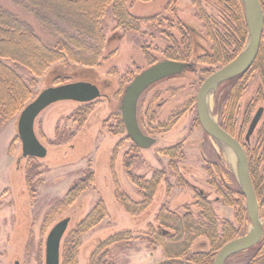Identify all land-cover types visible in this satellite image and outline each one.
Segmentation results:
<instances>
[{"label":"rangeland","instance_id":"obj_1","mask_svg":"<svg viewBox=\"0 0 264 264\" xmlns=\"http://www.w3.org/2000/svg\"><path fill=\"white\" fill-rule=\"evenodd\" d=\"M261 2L264 18V0L260 5ZM0 5L29 24L44 43L55 44L53 37L42 30L28 9L12 0H0ZM126 6L132 16L141 21L136 28L122 29L116 27L110 10H107L102 20L104 46L93 65L70 61L64 65L60 60L52 63L42 75L34 77L18 64L5 63L24 81L31 83V93L23 107L44 88L57 85L54 78L62 74L68 75L67 82L94 83L103 96L84 104L60 101L39 113L33 125L37 139L46 148L43 158L28 156L17 163L21 144L16 124L22 109L0 125V264H14L15 261L44 264L48 231L56 222L68 217L60 243L59 264H63L66 238L98 201L103 202L106 214L98 224L79 236L76 264H90L91 258L97 261L105 250L103 242L123 232L130 233L128 240L109 245L105 250L108 263L166 264L168 257L164 249L158 244H147L145 233L151 226L158 233L172 234L171 229L164 226H171V220L163 224L157 221L160 210L179 216L189 212L195 221H203L196 204L198 189L207 194L218 232L225 220L236 230L233 238L244 235L249 228V221L241 224L236 221L237 206L222 199L224 187L239 189L234 167L215 140L199 127L195 117V95L206 77L202 70L209 68L212 72L225 63L210 65L190 56L183 58L188 65L180 73L156 81L140 95L136 120L140 130L153 138L150 146L141 148L131 141L120 120V99L134 76L157 61L170 59L165 52H178L175 44L182 54V36L188 38L186 27L199 33V43L206 47L210 44L205 37L208 28L214 30V35L225 36L227 29L232 30L231 24L226 22L225 11L215 0H126ZM262 30L260 46L264 55V26ZM231 49L226 47L225 52H220L227 53ZM260 69L258 65L253 66L240 79L243 90L236 103L228 102L227 88L222 86L212 94L210 106L211 114L219 123L233 125L234 134L228 132L246 146L248 161L250 159L252 164L259 161V176L264 177V158L261 159L264 156V100L257 93L261 88ZM85 106L88 111L81 109ZM259 107L263 112L246 142L247 124ZM151 112L154 113L153 121ZM171 115L178 117L168 130L153 129ZM119 121L123 127L119 126ZM178 143L182 145V157L177 158L173 170L169 158L158 149ZM127 163L128 172L146 179L154 170H163L167 181L159 183L150 205L139 214H128L115 197L114 180L134 203L142 200V194L127 175ZM89 173L90 185L76 194L64 209L53 211V206L65 199L71 186ZM178 179L185 183L180 184ZM243 204L245 207V201ZM259 218L264 228V214ZM193 242L192 251L209 248L203 237H197ZM247 255L246 250L238 252L225 260V264H247ZM175 262L181 264L182 259Z\"/></svg>","mask_w":264,"mask_h":264},{"label":"trees","instance_id":"obj_2","mask_svg":"<svg viewBox=\"0 0 264 264\" xmlns=\"http://www.w3.org/2000/svg\"><path fill=\"white\" fill-rule=\"evenodd\" d=\"M19 6H23L33 13L35 21L44 29L50 37L55 40L54 45L44 43L33 31L32 27L19 20L9 11L5 10L0 5V125L9 117L16 114L23 108V103L29 98L31 83L17 74L13 69L5 64L12 62L29 70L34 77L42 75L52 63L63 61L65 65L70 62H77L83 65H93L97 58L100 57L101 48L104 46V32L102 28V20L107 10H110L113 19L116 22V27L122 29L136 28L141 21L140 18L132 16L126 0H12ZM147 1V0H143ZM225 11V19L231 24L230 29L225 32V36L214 35V30L211 28L205 35L210 44L206 47L199 43V33L192 28L186 27L188 38L182 36V45L184 49L182 54L175 44L177 51L170 50L165 52L167 58L184 62L183 58L197 59L203 63L215 65L217 63H226L232 60L244 47L247 41V27L244 18V10L241 0H215ZM261 1V0H260ZM262 6V2H261ZM208 21V20H207ZM209 22V21H208ZM210 23V22H209ZM225 26V25H224ZM195 31V33H194ZM226 47H231V51L225 52ZM88 53H91L88 55ZM186 63V62H185ZM258 65L260 69L261 88L258 94L264 100V55L260 46L258 56L254 61L253 66ZM252 66V67H253ZM251 67V68H252ZM250 68V69H251ZM249 69V70H250ZM238 74L223 83L218 88L226 87L227 100L233 104L240 98L242 86L239 81L246 76V72ZM202 73L207 76L211 73L209 68H204ZM56 84L62 83L68 79V75H57L54 78ZM33 81V80H31ZM4 88V89H2ZM88 111L87 106L81 108ZM82 112V111H81ZM83 113V112H82ZM150 113V112H149ZM178 116H169L165 123H157L155 128H160L162 131L168 130L176 121ZM154 113L151 112L150 119L153 121ZM120 127L122 123L118 122ZM221 124V123H220ZM257 125V124H256ZM223 128L234 134L233 125L229 123ZM256 127V126H255ZM255 130V128H254ZM253 130V132H254ZM252 132V133H253ZM251 136V134H250ZM244 146V144L242 145ZM182 145L180 143L170 147L158 149V152L167 156L173 170L176 169L178 157H182ZM246 148V146H244ZM248 153V149H246ZM264 154V153H263ZM263 156V155H262ZM261 159L264 158V156ZM250 158V157H249ZM250 164V177L256 196L259 202V212L264 214V177L259 176V166ZM127 175L129 179L136 185L142 194V200L133 202L129 196L123 193L118 184L114 180L115 197L124 211L128 214H139L143 212L151 203L154 191L157 189L161 181H166L163 170H154L150 178L135 175L129 171V163L126 164ZM91 174L77 181L74 186L65 195V199L59 201L53 206V211L62 210L68 205L76 194L87 188L91 183ZM180 180V179H178ZM183 182V183H182ZM180 184L185 182L180 180ZM193 187V186H192ZM222 191L223 200L229 205L237 206L236 221L245 223L248 221L246 210L244 208V198L239 189L231 190L224 187ZM197 206L200 208V217L203 221H195L189 212H185L179 216L175 212L158 211L157 221L160 224L171 220V226H164L171 229L172 234L166 236L163 233H158L149 226L146 232V242L150 246L157 244L164 249L168 257V263L177 264L178 259H182L181 264H212L213 253L220 248L222 244L236 236V230L233 225L225 220L221 223L220 232L217 229L216 216L211 207L210 201L207 199V194L198 189ZM106 214L105 207L102 201H98L89 214L78 223L74 232L72 231L66 238L63 244V264H76V254L80 243V235L87 231L92 226L98 224ZM130 233H116L106 239L102 248L106 250L109 245L116 244L123 240H128ZM197 237H203L208 241L209 248L192 251V247ZM261 241L247 251V264H264V235ZM168 250V247H171ZM197 245V244H196ZM99 256L97 261L92 258L90 264H111L105 259V253Z\"/></svg>","mask_w":264,"mask_h":264},{"label":"water","instance_id":"obj_3","mask_svg":"<svg viewBox=\"0 0 264 264\" xmlns=\"http://www.w3.org/2000/svg\"><path fill=\"white\" fill-rule=\"evenodd\" d=\"M247 27V41L243 49L220 68L212 71L201 82L195 95V110L199 127L211 138L225 144L235 155L238 162L236 179L242 198L245 201L246 215L249 228L244 235L230 239L220 246L214 255L212 264H225L230 256L250 249L261 241L264 228L259 214V202L250 177L249 161L243 143L232 136L207 110L206 98L208 93L215 92L224 81L249 70L256 60L264 26L263 12L259 0H241ZM188 63L174 59L157 61L136 74L124 88L120 104V117L127 136L138 147L146 148L154 140L140 130L136 118V106L140 95L156 81L180 73ZM97 85L89 81H72L48 86L38 92L36 97L22 108L17 118V136L20 140L21 152L17 163L25 157L43 158L46 148L41 145L34 132V122L39 113L48 106L60 101L90 103L103 94ZM263 108L259 107L251 118L244 140L249 142L256 123H258ZM69 218L65 217L56 222L48 231L45 239L44 264L60 263L61 237L66 230ZM164 263H168L165 260ZM14 264H19L15 261ZM159 264V263H156Z\"/></svg>","mask_w":264,"mask_h":264},{"label":"bare ground","instance_id":"obj_4","mask_svg":"<svg viewBox=\"0 0 264 264\" xmlns=\"http://www.w3.org/2000/svg\"><path fill=\"white\" fill-rule=\"evenodd\" d=\"M212 94H213V92H209L208 93V95H207V98H206V102H207V110H208V112H209V114L213 117V118H215L212 114H211V101H212ZM215 140V139H214ZM215 143L217 144V147H219L221 150H223L224 152H225V155H226V157H227V159H228V161H230L231 163H232V167H234V171H235V173H236V171H237V166H238V162H237V158H235L234 157V155L233 154H231L232 152H231V150L227 147V146H225V144L224 143H222V142H220V141H217V140H215ZM236 159V160H235Z\"/></svg>","mask_w":264,"mask_h":264}]
</instances>
